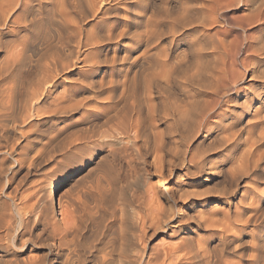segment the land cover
<instances>
[{
    "label": "bare ground",
    "instance_id": "obj_1",
    "mask_svg": "<svg viewBox=\"0 0 264 264\" xmlns=\"http://www.w3.org/2000/svg\"><path fill=\"white\" fill-rule=\"evenodd\" d=\"M34 1H38V3ZM126 3L127 0H49L48 2L47 0H0V48H7V53L0 62V152L2 153V151L7 150V148L14 149L20 142L19 140H22L23 146L21 145L20 149L17 148L19 150L16 151L17 156L15 161L22 163L29 158V155L32 153L31 159L35 162V158L44 156V154L49 153V156L52 155H50L52 150L48 149L50 146H54L55 144L57 146L58 141L60 143L62 140H69V142L65 143L69 146H64V148L61 147L62 152L59 153L66 158L69 156V160H71L72 163L76 162L78 158L83 155L82 152H86L89 148L95 146L93 145L95 143L93 136L95 135L94 131L97 129V126H95V129H93L91 125L75 129L78 120H74L72 117L66 119L69 121H64L58 117H60L59 115H62V113H66L68 108L72 105H77L78 101L76 100V104H67L68 108L64 105V107L60 106V104L62 105L63 102L67 103V101L69 102L77 91L87 87H89V90H92L91 94L95 93L96 89L105 88L104 90L107 92L108 99L113 97L116 90L120 87L121 93L118 97H120V101H123L122 106H118L119 103L110 104V108L106 106L108 111H111L110 113L104 109L105 112L111 114L105 113L107 114L106 121L108 122L112 118L116 119V122L120 120L119 123L121 126L116 122L113 123L112 126L115 128V131L117 129L121 130L118 132L121 137L130 136L129 132L131 131L134 135V137L132 136L133 138L140 136V134H145L147 136L151 135V137L147 139L150 141L147 144L150 143L149 146L152 148L153 157L151 159V165H153V168L160 171L167 167L171 172L176 164L181 168L180 174H178L177 179L173 181L171 187L167 188L159 184L161 188L159 187V191H157L156 186L158 185L151 184L144 189L145 194L147 193L146 196H144L146 198L149 196L152 200L159 199V195L165 193L168 197L167 204L161 202L156 204V206L149 205L148 201L150 199L148 198V206H142L145 210L143 213H140L130 205L132 202L129 203L130 201H127L128 203H126L123 195L124 198L122 199H124L125 202L122 200L124 204L123 207L119 208V211H117V216L115 217L113 215H116V212L113 213L114 211H111L112 214L109 211V214H112L113 217H115L114 219L119 221L117 222L120 228H117L119 233L112 235L110 232L112 236H108L106 234L101 235L102 232H99L101 236L95 234V236L99 237L90 238L87 233L88 222H90L89 218L93 216L92 214L95 211L99 212L100 219H103V214L105 212H101V206H93V204L89 206L87 204L88 206L86 207V205L83 204L84 201H80L81 198L79 197L75 199L73 203L69 204V209L66 207V209L64 207L63 209L62 203L58 200L56 201V193L57 190L64 185V181L67 179L65 175L62 176L61 181L47 186V189L44 190L46 187H42L44 193L43 195L41 194V197L38 191L39 189L37 190L33 183L32 185L30 184L31 187L29 186L31 190L28 189L29 191L24 193L22 190L19 191V189L22 185H25V182L23 184L20 183L14 188L18 189L16 192L21 194L11 193L14 194L13 204L17 218L14 220V216H12L14 213L11 214L10 212L13 207L10 211H6L3 207H1L0 210V248L8 247L9 244L14 246L11 252L9 250L11 258L9 257L7 262L4 260L5 264H44V260H47L45 259V255L29 256L26 253V249L28 248L26 242L23 241V243H21L22 241L20 240L23 237H29L30 239L32 230L35 226L42 227V231L47 233L46 237L47 235L49 236V238L47 237L49 239V241H47L48 251H54L53 254L50 253L52 257L49 259L50 261H48L49 264H264V88L259 91L255 90L251 96H244V100L242 101H238L236 98L238 96L232 99H222L223 95L226 93L228 94L229 91H233V86L237 81L244 78L246 63L245 59H242L239 61L241 65L245 64L242 70H234L232 66L235 64V58L233 57L234 59L227 63V55L221 52L222 49H219L220 45H218L219 39L218 37L216 39L213 35V39H209V42L212 40L211 46H208L209 51L211 47L212 65L207 69L201 68L199 71L196 70L198 71L196 75L201 77L199 81H197L201 82V84L196 88V91L191 90V93L189 92L186 95L183 94V96H179V100L172 98L174 101H171V103H176L173 110H170V106H172L170 103L168 110H166L168 108L167 105L165 106V108L167 107L166 109L163 110L162 108L164 107H161L162 110L159 109L154 98L153 89L160 88L164 91V87H172L171 85L175 80V78H173L174 72L177 71L176 69L180 65L178 61L183 57V54L180 55V53L178 54L175 50L181 40V36H186L190 30L195 31L196 27L192 26L179 36V31L173 29L175 25L172 26L173 28L168 26L171 30H167L168 32L166 33V31H164L166 27L162 26L163 28H160L158 22H155L157 20L160 21L162 17L150 19L151 15L144 12L148 16L146 15V17L143 18L140 17L141 15L139 14L135 15L139 21H136L135 18L132 20L130 17L131 7ZM144 4H142V6ZM255 4L256 6H253L254 11H252V13H255L251 17L258 14L257 20L263 22L264 7H262L263 5L261 6L260 3L258 6V2ZM119 8L123 11V16H121V18H124L123 25L119 24L118 15L120 12L118 13L116 11ZM137 11L138 10L134 11V13ZM186 11H188L187 7ZM194 12L196 13L197 11ZM193 14L194 13H192L190 17H193ZM187 17H189V15ZM183 19L184 18L181 20ZM38 20H40V24L44 20L49 24H55L59 29V35L53 39V42H49L50 40L48 41L46 38L48 34H41V36H38L37 34L39 33H35L36 37L34 40L38 42L36 45H45L43 49L47 48L48 51L52 50V55L39 66L40 69L38 73H36L37 78L35 77L36 81L34 83L32 81L29 83L28 77L30 75H28V71L24 69V62L26 63L25 58L27 57H24V55L27 52L26 50H28L30 35H26L25 32L32 24H36ZM88 20H92L90 28L88 27L89 29L86 27V22H90ZM134 20L139 23L137 27L140 29H135L138 30L137 33L134 31L136 34L134 37H130L129 35H131L130 31L132 27L130 23ZM161 20L163 21L160 22H165L164 19ZM55 25L52 26L54 27ZM47 26L46 28L50 27L49 25ZM34 27L36 28L37 26ZM34 27H32V29ZM42 27L39 28L43 30L44 27ZM35 28L33 30H35ZM39 28L37 27V29ZM164 34L165 36L167 34L169 35V37L167 35L168 41L166 40L167 43L163 45L164 47L159 48L161 45L157 46L156 42L158 43V40L162 39ZM49 35L52 34L49 33ZM50 38L53 37L50 36ZM126 38L128 42L124 41ZM263 38L259 40L262 42L259 46L254 48V46L252 47L251 43H249L246 47L247 51L254 53L250 61L251 77L264 78V57H259L260 55L264 56ZM255 39L257 38L255 37ZM35 41L33 42L35 43ZM207 43L208 42H206V44ZM193 44H195V42ZM108 45H112L114 49L112 64H110L114 71V63L116 61L128 64L126 69L123 68V75L121 74L119 77H115V74L111 71L108 75L106 71H101V67L104 66L107 60L108 50L106 49ZM195 45L193 46L195 47ZM198 45L201 46V43L197 44L196 48L200 47H198ZM31 46L32 45H30V47ZM119 46H121L122 49L119 51L118 55L115 49ZM201 47L199 49H201ZM137 48L139 49L138 54L132 57L133 50ZM205 48L206 47H204V50ZM196 50L197 49H195V51ZM190 52L189 50V53ZM44 53H46V50L45 52L43 51L42 55ZM49 53L46 55H49ZM190 55L192 56L193 53H190ZM202 55L204 56V54ZM202 55L196 54L195 63H197L196 61L200 63L203 58H205ZM211 55L209 57H211ZM198 56H201L202 60H199ZM31 57L32 56H30V58ZM194 57L192 56V58ZM206 58L208 59V57ZM206 62H204L203 65H205ZM78 63H80L78 67L80 69L75 71L74 68ZM188 63L189 60L186 64ZM131 66H137L139 72L137 107L134 104L131 106L132 108L126 103V98H128L126 96L129 94L125 95L127 92L126 86L129 81L128 71ZM229 71H231L232 75L230 79L228 78ZM73 74H80V76H78L82 80L80 85H76V77H70L72 79L74 78L73 80H75V82H71V86L68 87H64L63 84L62 95L60 97L57 95L55 96L56 98H53L52 96L50 98V100L53 98V101H51L52 104L47 102V100L45 101L48 95H46L47 92L49 93V91L59 85L63 79ZM106 75L108 76L107 78ZM195 78L197 80L198 77ZM205 80L209 81L208 85H205ZM134 84L136 83L134 82ZM194 84H196V81ZM190 85H192V83H190ZM160 89L159 92H162ZM171 90L169 89V91ZM237 92L238 90L235 91V94ZM130 94L131 96L129 97H132V92ZM177 96L178 95H176V98ZM129 100L131 101V99ZM130 101L129 103L131 104ZM230 101H233L236 105H239V107L234 108L232 105H229L228 103ZM72 102L74 103V101ZM103 104L102 106H104ZM49 105H51L52 108ZM191 106L198 107L199 110L197 111L195 129L192 131L193 134L190 137L193 138L195 134H200L199 136L202 142L209 140L207 144H202L205 147H202L204 149L203 151L206 152L208 150V154L205 152L198 154L196 151L191 153L189 143L183 144V142H180L177 144V141L176 143L172 141L173 138L169 142L163 140L162 137L158 138V133L159 135L161 134V131L156 130L159 123L163 121H165V123L171 122L176 114L178 115L179 112H184V110L187 111L188 107L191 108ZM123 107L126 108V111L124 110L125 113L119 116L118 112L120 109H123ZM134 108H136V111L133 116L132 110ZM35 109L37 113L44 112L48 114L49 117L47 116V119L42 121L40 117L37 118V116H39V114H37V119L33 120L28 112ZM248 113L250 115L248 118L244 119V115ZM87 114L89 113L87 112ZM82 115H86V113ZM192 117L194 119V116ZM183 120L184 119H182V121ZM83 121L84 118H82L79 123L82 124ZM184 122L186 123V121ZM185 123H183L184 126L186 125ZM106 125L107 127L110 126L107 123ZM171 126H173L172 123ZM100 127L101 126H98V128ZM104 129L103 131L105 133L107 129ZM9 131L13 132L15 136H8L7 133ZM104 133H98V135L104 136ZM145 135L143 136L145 137ZM184 135L183 138L185 137ZM143 136L140 137L143 138ZM110 137L115 138V135ZM178 138L180 137L178 136ZM178 138H176V140ZM100 140H102V138ZM143 140L147 142V140ZM124 141L126 140L123 139V142ZM127 142L129 143V141ZM63 143L62 145H64ZM110 144H112V142ZM110 144L108 146H111ZM113 144L115 143L113 142ZM199 144L195 147L198 148ZM58 147H56V149ZM56 149L55 151L57 152ZM217 149H220L221 155H218V151H215ZM91 150L93 149H90V151ZM13 151L10 149V152ZM12 154L13 153H11V155ZM122 156H125V153ZM126 156H129V154ZM41 159H43V157ZM34 162L32 163L34 164ZM2 165L3 164H1V166ZM111 168L112 167H110L109 170H112ZM0 169H3V167H0ZM12 176L15 177L14 175ZM189 177H191V179L197 178L193 180H201L202 183L207 182L210 177H217L219 178L218 181L222 183V186L218 190L217 188L219 186L217 188L215 187L216 191H200V189H198L200 184L196 181H189ZM243 177H248L249 179L242 183ZM4 179L5 178H3V180ZM20 179L22 181L24 178ZM220 182H217V184H221ZM259 183H263L262 187H259ZM14 184L16 185V183ZM0 185L2 184L0 183ZM114 185L115 184H113V186ZM23 189H27V187ZM49 189L50 191H48ZM89 189H91V187ZM89 193L91 195V192ZM5 195L6 194H4V196ZM129 195L131 196L132 193ZM135 197L137 198V196ZM41 199L42 202L40 201ZM87 200H89V202L91 201L90 199ZM136 201L135 203H137ZM158 202L160 201L158 200ZM98 203L101 205L100 202ZM8 208L10 209V206H8ZM114 208L117 209L116 206ZM50 212H52V214L54 213V216L58 213L61 217L57 219L54 217L55 220L49 217V220L48 216H50ZM110 217L112 219V216ZM105 219H103V221H106ZM114 223L115 221L113 224ZM97 225L100 227V223ZM101 225H103V223ZM117 225L115 223L116 227ZM250 225H254V228L248 231ZM122 226L123 229H121ZM105 227L106 226H104V228ZM101 228H103V226ZM147 229L148 231L151 229L152 233H150V236L148 235L146 237L145 234ZM136 230H140L141 233L137 232V234ZM201 230L206 232V234L198 233ZM91 232L93 233V229ZM94 232L96 233V230ZM104 232H106V228ZM159 232L165 234V237L162 238L161 241H155L150 245L151 236ZM9 235H11L10 243L6 244L5 239H7ZM35 236L39 235L36 234ZM17 240H20L21 244H17ZM231 256L238 257V260L229 259Z\"/></svg>",
    "mask_w": 264,
    "mask_h": 264
},
{
    "label": "rangeland",
    "instance_id": "obj_2",
    "mask_svg": "<svg viewBox=\"0 0 264 264\" xmlns=\"http://www.w3.org/2000/svg\"><path fill=\"white\" fill-rule=\"evenodd\" d=\"M48 1L49 0H47V2ZM134 1H136V2H134ZM137 1H140V2H137ZM213 1H214V4H213ZM213 1L212 0H129V1L127 0L126 4H128V6H130L132 8V9L130 8V10H131L130 11V17H131L132 20L135 18L136 21H139V19L136 18V16H135V15H139V14L141 15L140 17H143V18L146 17L147 14L151 15L150 19H154V18H157V17H162L161 19H164V21L166 23L165 22H160V21H163L160 18H159L160 21L157 20L158 18L155 19V20H157L155 22L156 23L158 22L159 27L160 28L166 27V29L164 28V31H166V33H167L168 32L167 30H171V28H169L168 26L172 27V26L175 25V28H173V27L172 28L174 30H176V31H179L178 32L179 36H181L183 33H185L187 30H189L192 26L196 27L195 31L194 30H190V31H188L187 35L185 34L186 36H183V37L181 36V40L179 41L178 46L176 48L177 51L175 50V52H177L178 54L179 53H180V55L183 54V57H182V59L180 61H178L179 64H180L179 65L180 68L178 67L176 69L177 71L174 72L173 78H175V80H174V82L171 85L172 87H170V88L169 87H164V91L159 88L162 92H159L158 88H154L153 89L154 98H155L156 104H158V108L159 109H161V107H164V108H162L164 110V109L167 108V107L165 108V106L167 105L168 108L166 110H168L169 106L171 104L172 106H170V110H173V107H175L174 105H176V103H174V102L171 103V101H174L173 99L179 100L180 99L179 96L181 97V96H183V94L186 95L189 92L191 93V90L192 91L193 90L196 91V88L199 86V84H201V82H197V81H199V78H201L200 76L196 75L197 72L201 68L202 69L203 68L207 69L209 66L212 65L211 47H210V51H209V47L208 46H211V41L212 40L209 42V39H213V35L216 37V39L218 37L219 41H221V42L218 41V45H220L219 49H222L223 51L221 50V52H223V54L227 55V56L225 55L227 63L235 58L234 59L235 60V64H233V66H232L234 68V70H242L243 66L245 65V64L241 65V63L239 62L242 59H245V63H246V65H245L246 68L244 69V71L246 73L244 75V78L242 80L237 81L236 84H234V86H233L234 87L233 91H229L228 94L226 93L225 95H223L222 99H230V98L232 99V98L238 96V97H236L238 99V101H242V100H244V98H243L244 96H251L255 92V90L259 91V90H262L264 88V78L251 77V75H250V70H251L250 61H251V58L253 57L254 53L246 50V47H247V45L249 43H251L252 47L254 46V48L259 46L260 44H262V42H260L259 40L264 37V35H263L264 34V21L262 22V21L257 20L258 19V14H256V16H254V17H251V16L255 13V12L252 13V11H254L253 10V6H256L255 3L258 2V6L261 4V6L263 5L262 7H264V2H263L264 0H218V1L216 0L217 3H216L215 0H213ZM34 2L38 3V1H34ZM141 2H142V4H144V3L145 4L142 6ZM251 2H254V3H251ZM193 4H195L197 7L195 5H193ZM211 4H213V5H211ZM186 7H187L188 11H186ZM192 7H193V10H192ZM211 7L212 8L215 7V8L212 9ZM136 10H138V11L134 13V11H136ZM116 11L118 13L120 12L119 15H118L119 24L123 25L124 24V18L123 17H122L123 19L121 18V16H123L122 9L119 8ZM194 11H197V12L195 13ZM144 12H146L147 14L144 13ZM186 12H188V13H186ZM150 13H152V14H150ZM192 13H194L193 17H190L192 15ZM184 14H186L187 16L189 15L190 18L187 17ZM133 16H135V17H133ZM177 18H179V19H177ZM180 18L181 19L184 18L186 20H184V19L181 20ZM188 18H189V20H188ZM135 20L131 21V23H130L131 26H132L131 27V31H133V32L135 31L137 33V31L140 28L137 27V25L139 26V23H137ZM88 21H90V22H86V24H87L86 27L90 28V26H91L90 23H91L92 20H88ZM44 22H46V21L44 20V21L41 22V24L43 25L44 28L40 24V20H38L37 23H36L37 25L35 23L32 24L30 26V28L28 30H26V32H25L26 35H28V36L30 35L29 36L30 37L29 45H28V48H27L28 50H26L27 52L24 55V57H27V58H25L26 63L24 62V65H25L24 69L27 70L28 71V75L31 76V77L30 76L28 77L29 83L31 81L33 83L36 81V78H37L36 73H38V70L40 69L39 66L41 65L42 62H44L47 59H49L51 57L50 55H52V53H51L52 50L48 51L47 48L43 49V47H45V45H39V46H38V44L36 45V43H38L37 41L34 40V38L36 37V34L39 33V34H37L38 36H41V34L42 35L48 34V35H46V36H48L46 38L48 39V41L50 40L49 42H53L54 41L53 39H55L56 36L58 37V35H59L58 34L59 29L57 28V26L55 24H53V23L49 24L48 22H46V23H44ZM162 23H163V25H162ZM164 23H165L166 26L164 25ZM182 23H186V24H182ZM47 25L50 26L49 27L50 28V32H49V28H46V27H48ZM52 25H55L56 27L55 26L53 27ZM34 26H37L38 28L42 27L43 30L40 29V28L37 29V27L35 28ZM32 27H34L35 30H33L34 28L32 29ZM135 29H138V30H135ZM198 30H199V32H198ZM47 31L50 34H52V35H49V33ZM131 31H130V34L131 35L133 34V35L132 36L129 35V36L130 37H134V35L136 33L135 32L133 33ZM200 32H201V34H200ZM216 32H217V36H216ZM54 33H55V35H54ZM165 34L162 37L163 40L160 39V40H158V43L156 42L157 46L161 45L159 48L164 47L163 45L164 44L166 45V43L168 41L167 38L169 37V35L167 34L168 35V37H167V35L165 36ZM50 36L53 37V38H50ZM258 36H259V38H258ZM196 37L198 38V40H197ZM255 37L258 40L255 39ZM33 41H35V43ZM124 41L128 42V39L126 38ZM164 41H166V42H164ZM199 41H202V42H199ZM256 41H257V43H256ZM162 42H164V43H162ZM194 42H195L196 45L193 44ZM206 42H208L207 43L208 45L206 44ZM199 43H201V46L204 45L203 47L198 45V47L200 46L201 49H199L200 47L196 48L197 44H199ZM188 44H190V45H188ZM30 45H32V46L30 47ZM193 45H195V47ZM204 47H206L205 50H207V51L204 50ZM32 48H33V52H32ZM121 49H122L121 46H119L118 48L115 49L118 52L117 53L118 55H119V51ZM195 49H197L198 51L197 50L195 51ZM6 50H7V48H0V62L3 60L4 56L6 55V53H7ZM45 50H46V53H44L42 55L43 51L45 52ZM106 50H108V56H107V60H106V63L108 64V66L105 63L104 66L101 67V71H104V72L106 71L107 75L110 74L111 72H113L115 74V77L116 76L119 77V76H121V74L123 75V73H124L123 70L128 67V64L127 63L123 64L120 61H116L114 63V66H115V71H114L112 69V66L110 65V64H112V55H113V50H114L113 46L112 45H108ZM189 50L191 51L190 52L191 54L193 53L192 56L193 57L195 56L194 57L195 59L192 58V56L189 53ZM138 52H139L138 48L134 49L133 53H132V57L136 56L138 54ZM175 52H174V54L176 55ZM197 52H199V53H197ZM207 52L208 53L211 52V53L208 54ZM40 53H41L42 57H41ZM48 53H49V55H46ZM201 53L204 54V56ZM205 53H206L207 56L205 55ZM196 54L197 55H202L203 57H205V58H203L204 61L201 59V56H198L199 58L198 57L197 58L199 60H202V61L200 63H199V61H196L197 63H195ZM26 55H28V56H26ZM185 55H186V57H185ZM210 55H211V57H209ZM30 56H32V57L30 58ZM206 57H208V59ZM259 57H264V56L260 55ZM188 60H189V63L186 64L188 62ZM107 61H109V62H107ZM204 62H206L207 64L205 63V65H203ZM182 63H183V65H182ZM37 64H39V65H37ZM199 64L201 65V67H200ZM77 65L74 68L75 71L80 69V68H78L80 66V63H78ZM193 66H195V67H193ZM182 67H185V68H182ZM263 67H264V64H263ZM30 68H31V70H30ZM116 68H117V70H116ZM119 68H121V69H119ZM193 69L195 70V72H194ZM196 70H198V71H196ZM117 71H118V73H117ZM30 72H31V74H30ZM185 72H187V73H185ZM107 75H106V78L108 77ZM138 75H139L138 67L137 66H131V68L128 71V79H129V81H128L127 86H126L127 87V92L125 94V95L129 94V95L126 96L128 98H126V97L125 98H126V103L130 107L132 105H134V104L137 107V96L139 95V76ZM78 76H80V74L79 75L73 74V75L69 76L68 78H65L66 80L63 79L61 81V83H59V85H57L56 87L52 88L53 90L51 89V91H49V93L48 92L46 93V95L47 94L48 95H47V99L45 98V101L47 100V102L51 103V101H53L52 99L56 98L55 96L58 95L60 97L62 95L63 84H64V87H68V86H71L70 85L71 82H75V80H73L74 78L72 79L70 77H76V79H77L76 85L77 84L80 85V82L82 80ZM194 76L198 77L197 80H196V78ZM231 76H232L231 75V71H229L228 78L230 79ZM190 77H194V78H190ZM192 79H193V82H192ZM78 80H79V82H78ZM185 80H186V82H185ZM194 80L196 81V84H194L195 83ZM134 82L136 84H134ZM190 83H192V85H190ZM208 83H209V81L205 80V85L206 84L208 85ZM104 89L105 88L99 89L101 91L96 89L95 93H93V94H91L92 90L91 89L89 90V87L84 88L83 90L80 89L79 91H77V93L74 94V96H72L73 99L71 98V100H70L71 102L67 101V103L63 102L62 105L60 104V106L64 105V106L67 107V104H70V103L71 104H76V100L78 101L77 105H72L69 108L67 107L68 111H66V113H62V115H59L60 116V117H58L59 119L64 120V121H69V120H66V119H69V118L73 117L72 119L78 120V124L75 126V129H77L79 127H82V126H86V125L87 126L91 125V127L93 129H95L96 128L95 126H97V129H98V130L95 129V131H94L95 135L93 136V139H95L94 142L96 143V144L94 143L93 145H95V146L89 148V150L86 151L87 153L86 152H82L83 155L81 153L82 156H80L79 157L80 159L78 158V160L76 162L72 163V161L69 160L70 159L69 156H67V158H66V157H63V155L61 153H59V152H62V148H64V146H66V147L69 146L68 144H65V143L69 142V140L68 141L64 140L65 142L62 140L60 143L58 141L57 146H56V144L54 146L53 145L50 146L48 149L53 151V152L51 151V153H50V155L51 154L52 155L49 156V153H48V154H44V156H40V157L38 156L39 158H35L37 161L34 159L35 162L32 161L33 159H31L32 158V156H31L32 153H31L29 155L30 157L28 156L30 158V160H29V158H27L26 159L27 161L26 160L23 161L24 163L26 162L25 164L23 162L20 163L19 161L18 162L15 161V158L17 156L16 151L21 148V145L23 144L22 140H19L20 142L14 147V149L13 148H9V149L7 148V150L2 151V153L4 155L0 152V154H2V155H0V158H1L0 163L4 165V166L3 165L1 166V164H0V167L1 168L3 167V169H0L2 171V173H3L2 174L1 171H0V173L2 174V176L0 174V176L2 177V178L0 177V183L2 184V185H0V187H2V186L4 187V188L3 187L0 188V210H1V207H3L4 209H6V211H10L11 208L13 207L10 212H11V214L14 213V214H12V216H14L13 218L15 220L17 218V215H15L16 214V212H15L16 210L14 209L13 198H14V194H21V193L16 192L18 189L14 188V187H16L20 183L23 184L25 182L24 183L25 185H22V187H21L22 189L21 188L19 189V191L22 190V192L24 193V192H28L29 190H31L29 188L31 187V185L33 183V185H35L36 189L37 190L39 189L38 191H39V194H40V197H41V194L43 195L44 190L47 189V186H50L52 183H55V182L57 183V182L61 181V178L64 175L66 176L67 179L64 181V185L62 187H60L57 190V193H56V201L58 200L60 203H62L61 204L62 208L66 207L67 209H69V207H70L69 204L73 203V201L75 199H78V197H79V198H81L80 201L83 200L85 202V203L83 202V204L86 205V207L88 205L92 206V204H93V206L94 205H97L98 207L101 206L100 207L101 208V212H105L103 214L104 215L103 219L106 218L105 219L106 221H103V219H100V213L99 212H95V211H94L95 214L94 213L92 214L94 217L91 216L89 218L90 222H88L87 233L90 236V238L99 237L102 234H106V235L109 236V235H111V233H112V235H115V233L116 234L119 233V231L117 229V228H119L118 227L119 224L117 225V222H119V221L114 219V218L117 216V214H118L117 211H119V208L123 207V204H124L123 202H125V201H126V203H128L129 201H130L129 203L132 202L130 205H132L133 208L137 209L136 211L140 212V213H143L144 210H145V208H143L142 206L146 207V206H148V204L156 206V204L161 203V202L167 204V201H168L167 198L168 197L166 196L165 193L159 195V199L158 198L157 199L160 202H158L157 199H153L152 200L151 197L149 198V196L146 198L145 196H146L147 193L145 194L144 189L149 187L151 184L158 185V186H156L157 191H159L158 188L160 186L167 187V188L171 187L172 184H173V181L176 180L178 174H180V169H181L180 166H178V164H176L177 167L176 166L173 167L172 172L169 171L167 167L165 169H161L160 171L158 169H156V168H153V165H151L152 164L151 159L153 157L152 148H150V146H149L150 143L147 144L148 142H150L147 139L149 137H151V135L147 136L145 134H140V136L145 135V137L143 136V138H142V137L138 136L136 138H133L134 135H133V133L131 131V132H129L130 136H128V137H123L122 136L121 137L120 134L118 133L121 130L117 129L116 130L117 132L115 131V128L112 125H113V123L116 122V119L112 118L113 120L111 119L110 121L107 122L106 121L107 120V114H105V113H108V112L111 113V111H108V108H110L111 105H113V104L119 103L118 106L119 105L122 106L123 101L122 100L120 101V97H118L120 95V93H121L120 87L116 90L115 95L113 97H111L110 99L107 98L108 95H107V92H105L106 90H104ZM169 89L170 90L172 89V90L169 91ZM236 90H238V92L235 94ZM174 91H175V93H174ZM131 92H132V97H129V96H131V94H130ZM59 93H60V95H59ZM175 94L178 95L177 98H176ZM163 95H165V96H163ZM52 96H53V98L50 100V98ZM163 97H164V99H163ZM118 99H119V101H118ZM129 99H131V101ZM72 101H74V103ZM129 101L131 102V104L129 103ZM164 102H166V103H164ZM50 103H48V104H50ZM102 104L104 106H102ZM228 104L232 105L234 108L239 107V105H236L233 101H230ZM49 106L51 107V105H49ZM106 106H108V108ZM50 107H48V108H50ZM101 107L102 108L104 107L103 110H102ZM192 108H194V109H192ZM104 109H105V111H108V112H105ZM124 110L126 111L125 107H123V109H120V111L118 112V115L119 116L123 115L125 113ZM198 110H199L198 107H195V106L192 107L191 106V108L188 107L187 111L184 110V112L181 111L182 113L179 112L178 113V115L180 114L179 116L176 114L171 122L169 121V122L165 123V121H163V122L159 123L156 130L157 131L158 130L161 131V134H160L161 136L158 133V136H159L158 138L162 137V139L165 140L166 142L171 141L172 138H173L172 141L173 142L175 141V143L177 141V144L180 143V142H183V144H188L189 143V145L191 147V153L196 151V153L202 154L203 152H205V151H203L204 150L203 148H205V147L202 144H207V142H209V140H205L206 143L202 142L201 141L202 139L199 136L200 134H195L193 138L190 137L193 134L192 131H194V129H195V124H196V121H197V111ZM135 111H136V108H134L132 110L133 116H134V112ZM87 112L89 114H87ZM28 113L31 115L33 120H35L38 117H40L42 119V121H44V120L47 119L46 118L47 116L49 117V115L44 113V112L43 113H37L36 109L35 110H30ZM85 113H86V115H82V114H85ZM110 113H108V114H110ZM37 114H39V116H37ZM185 114H186V116H185ZM249 115H250L249 113L245 114L244 115V119L248 118ZM36 116H37V118H36ZM187 116H188V118H187ZM192 116H194V119H193ZM81 117L84 118V121H83L82 124L79 123L80 120L82 119ZM182 119H184V120L182 121ZM103 120H105V121H103ZM184 121H186V123ZM119 122H120V120L118 122H116V123H118V125L121 126ZM177 122H179L180 124L177 123ZM106 123L108 125H110V126L107 127ZM168 123H169L170 127L168 126ZM171 123H172L173 126H171ZM181 123L182 124L185 123L186 125L188 123L189 124L187 126L186 125L184 126V124L182 125ZM98 126H101V127L98 128ZM188 126H189V128H188ZM190 127H191V129H190ZM44 128H46V127H44ZM104 128H106L107 130L109 128V130L108 131L106 130L105 133H104V131H103V130H105ZM178 128H179V130H178ZM181 131H183V132H181ZM9 132L7 133L8 136H10V137H14L15 136L13 132H11V131H9ZM102 132L104 133V136L98 135V133H102ZM179 132H181L182 135ZM109 133H110V135H109ZM117 134H119V135L116 136ZM112 135L113 136L115 135V138L114 137H110ZM183 135L185 136L184 138H183ZM178 136L180 138H178ZM100 137L102 138V140H100L101 139ZM103 137H104V139H103ZM120 137H121L122 140L120 139ZM176 138H178V139L176 140ZM123 139L126 140V141L123 142ZM143 139L147 140V142L145 141L146 142L145 143ZM104 140L106 141V143H105ZM109 140H111V141H109ZM150 140H151V138H150ZM127 141H129V143ZM107 142H108V144H107ZM111 142H112V144H110ZM113 142L115 144H113ZM62 143L64 145H62ZM109 144L111 146L112 145H114V146H112V147L108 146ZM198 144H199V147L196 148L195 146L198 145ZM60 145H62V146H60ZM123 146H126V147H123ZM56 147H58V148L56 149ZM17 148H19V149H17ZM54 148L57 150L58 153L55 151ZM60 148H61V151H60ZM120 148L123 149V150H121ZM124 148H126V149H124ZM10 149H11V151H13V150L14 151L10 152ZM90 149H93V150L90 151ZM7 151H8V154L10 153L9 155L7 154ZM215 151H218V153H219L218 155H221L220 154V149H217ZM11 153H13V154L11 155ZM124 153H125V156H122V155H124ZM205 153L208 154V150ZM209 153H211V152H209ZM128 154H129V156H126ZM57 155H58V157H57ZM3 156L5 157V159H4ZM60 156H62V157H60ZM42 157H43V159H41ZM58 158H60V159H58ZM12 160H14V161H12ZM9 161H10V163H9ZM32 162H34V164ZM38 162H40V163H38ZM10 165H11V167H10ZM26 165L27 166L30 165V166L27 167ZM110 167H112L111 168L112 170H109ZM4 171H5V173H4ZM27 171H28V173H27ZM105 171L106 172L108 171L107 174H106ZM108 174L111 176L112 180H111V178H110V176ZM12 175H14L15 177H13ZM113 176L116 177V178H114ZM160 176H162V177H160ZM19 177L22 178V179L24 178V179L21 181V179ZM3 178H5V179L7 178L6 179L7 182H6L5 179L3 180ZM113 178H114L115 181L113 180ZM17 179H20V180H17ZM181 179H183V178H181ZM188 179H189V181H196L198 184H200V187L198 188V189H200V191H216V188L218 186L219 187L217 188V190L222 186V183L220 181H218L219 178H217V177L216 178L215 177H210L207 182H203V183L201 182V180H193V179H197V178H192L191 179V177H189ZM248 179H249L248 177H243L242 183H244V181H246ZM2 181L6 182V183H4ZM217 182H220L221 184H217ZM14 183H16V185ZM145 183H146V185H145ZM4 184H6V185H4ZM110 184H111V186H110ZM113 184H115V185L113 186ZM159 184H160V186H159ZM259 185H260L259 187H262L263 183H259ZM25 186L27 187V189H23V188H26ZM40 187L41 188L42 187L43 188L46 187V188H44V190H43V188L41 189ZM90 187H91V189H89ZM138 187H139V189H138ZM12 189H13V191H12ZM14 189H16V190H14ZM48 191H50V189ZM13 192H14V194H11ZM89 192H91V195H90ZM131 193H132V195L130 196L129 194H131ZM4 194H6V195L4 196ZM98 195H99V197H98ZM123 195H124L125 198L123 197ZM128 195H129V197H128ZM135 196H137V198ZM86 198L90 199L92 202L90 201L91 202L90 203L89 200H87ZM122 198H124L125 201ZM147 199L149 200L148 204H147ZM122 200H123V202H122ZM134 200L135 201L137 200L136 201L137 203H135ZM40 201L42 202V199ZM96 201H97V203H96ZM4 202H7V203H4ZM98 202H100L101 205H99ZM120 202H122V203H120ZM7 204H8V206H10V209L8 208ZM114 205L117 207L118 210L116 208H114L115 207ZM108 207H111V208H108ZM102 209H104V210H102ZM105 209H106V211H105ZM141 210H142V212H141ZM109 211H110V213H112L113 211H114L113 213L116 212V215L112 213L115 217H113L112 214L110 215ZM53 214H52V212H50V216H48V218L50 217L51 219H54V217H55L57 219V218L61 217L58 213H56L55 216ZM98 215H99V218H98ZM107 215H108V219H107ZM110 216H112V219H111ZM50 218H49V220H50ZM96 219L101 220V221H98ZM113 220L115 221L117 227L115 226V223L113 224V222H114ZM32 222H33V219H32ZM99 223H100V227L97 225ZM102 223H103V225H101ZM97 226H98L99 230H98ZM102 226H103V228H101ZM104 226H106L105 227L106 228V232H104V230H105ZM89 227H90V230H89ZM253 228H254V225H250L248 227V229H249L248 231H251V229H253ZM92 229H93V233L91 232ZM94 229L96 230V233L94 232L95 231ZM121 229H123V226L121 227ZM41 232H43V233H41ZM99 232L100 233L102 232L101 235H100ZM137 232L139 233L140 230L139 231L136 230V233ZM150 233H152L151 229H149V231L147 229L145 236L146 237L148 235L150 236ZM198 233L206 234V232H203L202 230L199 231ZM36 234H38L39 236H35ZM46 234L47 233L42 231V227L35 226L33 228V230H32V234L30 236V239H29V237H23V238L20 239L22 242L20 240H17V244H21V243H23V241H25L26 244H27V247H28L26 249L27 250L26 253L29 256H32V255H34V256L45 255V259H47V260H44L45 261L44 264H49L48 261H50L49 259L52 257V254H53L54 251H52V252L48 251V246H47L48 242L47 241H49V239H48L49 236L47 235V237H48L47 238ZM95 234L99 235V236H95ZM33 236L36 237V238H34ZM164 237H165V234L159 232V233L155 234L154 236L153 235L151 236V238H150L151 240H150L149 243L151 245L155 241H157V242H158V240L161 241V239L164 238ZM10 238H11V235H9L7 239H5L6 244L10 243ZM31 239H34V240H31ZM39 241H40V243H39ZM165 241H166V239H165ZM13 249H14V246L12 244H9L8 247L0 248V258H1L0 259V264H3V263L5 264V261L7 262L9 257L11 258L10 252ZM9 250H10V252H9ZM28 251H29V253H28ZM2 253H4V254H2ZM7 253H8V255H7ZM50 253H52V254H50ZM229 259L237 261L238 257L231 256V257H229Z\"/></svg>",
    "mask_w": 264,
    "mask_h": 264
}]
</instances>
